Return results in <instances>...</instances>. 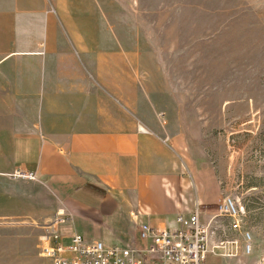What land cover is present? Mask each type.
<instances>
[{
    "label": "crops",
    "instance_id": "0c3cea01",
    "mask_svg": "<svg viewBox=\"0 0 264 264\" xmlns=\"http://www.w3.org/2000/svg\"><path fill=\"white\" fill-rule=\"evenodd\" d=\"M73 11L75 0H0V264H51L42 248L76 234L133 246L142 224L174 226L197 208L207 224L218 213L215 176L192 165L186 134L171 131L175 94H162L161 108L158 91L138 87L130 70L141 56L66 54L59 23ZM68 29L86 53L93 27ZM60 214L67 222L55 224ZM215 241L206 264L247 255Z\"/></svg>",
    "mask_w": 264,
    "mask_h": 264
},
{
    "label": "rangeland",
    "instance_id": "374dc122",
    "mask_svg": "<svg viewBox=\"0 0 264 264\" xmlns=\"http://www.w3.org/2000/svg\"><path fill=\"white\" fill-rule=\"evenodd\" d=\"M75 1L77 11L59 23L58 46L78 58L118 50L142 57L130 70L138 87L158 91L161 108L162 94H175L170 117L180 128L171 131L186 134L192 165L215 176L219 202L232 197L244 209L239 226L252 250L240 264H264V0ZM85 24L95 31L86 53L68 29ZM222 225L243 247L231 220Z\"/></svg>",
    "mask_w": 264,
    "mask_h": 264
},
{
    "label": "built area",
    "instance_id": "2783aa9c",
    "mask_svg": "<svg viewBox=\"0 0 264 264\" xmlns=\"http://www.w3.org/2000/svg\"><path fill=\"white\" fill-rule=\"evenodd\" d=\"M16 176L35 179L33 174ZM243 215L244 209L234 198L227 196L220 200L217 216L207 224L202 222L198 208L190 214L178 215L174 226L156 228L149 223L142 224L139 230L141 245L138 242L128 247L108 248L101 241H87L76 234L69 246L59 244L57 248H52L47 245L42 248L41 254L51 264H206L209 244L213 239H219L215 241L217 247L223 246L225 240L238 243L222 225L225 218L231 220L234 234L244 236L245 253H251V235L240 231L239 222ZM65 222L63 214L55 220V224Z\"/></svg>",
    "mask_w": 264,
    "mask_h": 264
}]
</instances>
